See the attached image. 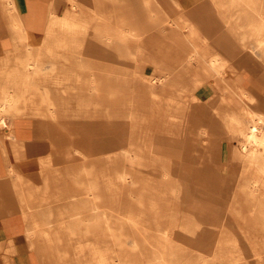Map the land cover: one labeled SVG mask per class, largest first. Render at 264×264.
<instances>
[{"label":"bare ground","instance_id":"1","mask_svg":"<svg viewBox=\"0 0 264 264\" xmlns=\"http://www.w3.org/2000/svg\"><path fill=\"white\" fill-rule=\"evenodd\" d=\"M64 1L68 3V10L62 14H55L56 7H61L63 1L48 0L46 15L41 18L34 16L32 9L30 15H23L22 0H1L0 2L12 42V48L0 52V127L6 125L7 119L22 115L33 117V135L36 144L29 145L27 148L33 150L37 157L33 155L29 160H26V167L31 169H58L63 166L70 154L81 153L79 149L70 144L63 148L54 146L52 149V145L48 143L50 135L58 142H60V136L54 131L50 134L44 123L45 114H40L35 107L41 102L50 103L47 93L44 90V93L41 92L42 83L39 82V77L46 72L42 70L45 61L52 63V68L49 71L56 69L59 74L64 76L67 74L73 78L72 81L77 83L82 78L75 72L78 68L75 63V52H77V56L79 53L87 55L86 63H92L91 57L96 54L94 51H90V47L85 50L89 46L91 33L93 37L102 38L104 43H114L115 41V43L122 44L123 49L125 48L124 42L128 38L133 37L140 40L139 35L133 34V31H136L133 25L140 22V19L137 18L139 13L130 12V18L124 20L123 27V20L118 23L120 14L113 13L110 6L105 7V12H102V8L97 6L96 13H94L95 8L93 10L95 16L88 18L83 15L84 8L82 6L84 5L80 1ZM95 1L98 4L100 0ZM101 2L107 4L106 0H101ZM156 2H159L158 5L161 9V13L157 17H166L164 21L169 25H174L177 29H179V25L188 26L189 32L185 36L189 40L197 39V43L191 44L193 52L187 56L175 50L171 43L158 41V39H154V36H148L143 41L146 44L144 46L156 49V55L162 59L168 58L175 65L190 63L189 61L194 58L204 60L207 67L201 69L209 77L210 84L213 83L212 93L214 96L212 95L211 99L205 98V92H207V96L211 94L207 91L208 88L203 87V92L198 90V86L203 83H201L200 75L197 72L186 82L183 81V72L186 74V68L184 71L174 69L173 72V68L156 63L157 65L155 64L152 70L157 75L154 74L147 82L152 100L148 101V104L143 101L145 106L146 104L150 106L153 113L151 115L143 114L140 119L144 124V136L155 137L158 134H165L175 137L179 125H182L180 130L181 135L185 138L184 150H188V138L193 136L195 142H200L203 134L217 138L216 151L218 145L221 146V137L225 140L235 139L239 143V146L235 147L230 146L231 143L228 142L227 163L225 161L228 171L222 174L225 177L224 185H219L217 190L213 187L204 189L205 197L216 199L215 203L208 207L224 208L220 224L226 226V229L222 231V237L212 246V250L208 253L209 258L202 257L203 254L200 252V249L205 246L204 244L199 241L194 244L192 247L197 249L198 257L193 259L190 264H248L249 260H252V264H264V0H206L199 6L205 11H209L213 7L217 11L218 17L199 15V7L195 11L190 4L180 0H172L169 5L157 0ZM168 7L172 12L182 8L187 9L188 14L185 16L187 18L181 19L178 16V18L171 19L167 11ZM77 9L78 12L75 11ZM135 15H137L136 18L132 19L131 17H135ZM222 23L227 25L228 33L235 43L229 42V37H213L215 26ZM40 26H43L42 34H35L27 30L29 27L34 29ZM248 43H252V45L249 46ZM138 47L134 50H138ZM124 50L123 55L130 54V51ZM61 52H63L62 55L66 53L65 58L69 64L65 62V65L58 67L55 64L58 62ZM104 57H106L105 54ZM152 61H155L154 58ZM98 65L96 66L94 63L95 71L88 75L87 86H97L95 82L97 81L99 88L107 86L109 90L108 85L102 84L101 77H95V73L101 75V61ZM89 68L90 66L86 64L84 69ZM122 71L120 80L125 81L126 74ZM58 83L62 82H57V85H60ZM158 85L162 92L170 91L172 94L167 96L163 94L162 97H158V95H162L161 92L157 91L158 94L156 92ZM208 86L207 82L206 87ZM121 88L122 82H119L116 87H113V90H121ZM184 93H187L185 95V97L188 96L187 99L183 97ZM39 95L41 97L37 100ZM77 101L80 105H97L98 107L102 105L101 99L97 97V100H93L86 93L79 94ZM26 103L31 104L35 110L29 114L21 112V105ZM99 109L102 110L97 108V110ZM75 111L83 112L84 110L74 109ZM49 115L52 118L57 116L53 113ZM128 118L132 120L136 117L130 113ZM198 118L199 122L204 120L206 125L200 130L195 124ZM187 122L189 123L187 124ZM148 126L153 128L154 135H149ZM76 127L83 136L87 132L90 133L96 141V146L101 147L108 154L107 158L117 154L119 149L116 147L118 134L109 132L105 127L100 130L98 122L93 121L79 122ZM210 145L208 143L199 145V149L193 154L194 160L198 157V152L203 150L208 157H211L214 143L212 142ZM147 150L154 160L169 158L166 152L156 151L154 147H147ZM221 151L223 152L222 148ZM128 153H130L129 149H123L124 155H128ZM217 154L220 155L216 152ZM218 163H221V158L217 157ZM87 174H89L88 170ZM126 175L125 172H122L117 175V178L126 180ZM97 183L96 179L81 181L79 183L80 191L83 189L86 195L84 196L86 199H83L84 204L82 203V206L74 204V192L71 209L68 208V211L64 212L58 210V218L54 220V225L31 226V230L27 233V237L29 236L27 240L29 246L35 248L37 254L35 258H31L33 263L79 264L76 256L86 248L93 249L92 256L96 258L92 257V262L96 264H108L110 252H115L113 264L131 263V260L119 255V252L111 247H120L122 244L121 234L115 228L108 233L105 232L109 239L102 241L101 245L99 244L100 239H97L96 242L79 240L78 245L74 246L76 251L73 253L74 257L70 256L68 250L61 251L62 236L68 248L69 239L72 236L77 235L80 230L87 232L92 227L91 224L99 223L98 218H101L102 214L97 212L98 206L95 204L86 205L90 201L89 196L96 189V185L98 186ZM213 193L220 195L216 198ZM94 195L93 193L92 196ZM61 198L62 194L59 193L54 199L60 201ZM66 215L73 219H66ZM106 218L108 220L107 216ZM125 220L132 226L138 223L131 213L127 214ZM206 223L208 226H197L196 222H188L186 225L176 226L172 230H179L186 239L194 241L199 238L198 240H201L202 237L198 233H207L211 230L212 222L206 221ZM105 229H110V226ZM157 230L161 234L156 237L162 241L152 243L151 246L152 249L159 252L154 254L157 257L149 258L145 264H171L170 258L165 256L174 254L172 252L177 245L166 244L167 230ZM178 248L180 247L178 246ZM11 252H15V250ZM174 259L176 260V258ZM4 264H12L11 259L4 258ZM175 264H179V262L176 261Z\"/></svg>","mask_w":264,"mask_h":264},{"label":"rangeland","instance_id":"2","mask_svg":"<svg viewBox=\"0 0 264 264\" xmlns=\"http://www.w3.org/2000/svg\"><path fill=\"white\" fill-rule=\"evenodd\" d=\"M78 1L83 3L81 0ZM106 3L107 4L101 2V0L98 4L95 0H85V5L82 6V8H84L83 15L90 18L95 16L94 13L97 11V6L102 8V12H105L106 6H110L114 11L113 13L120 14L121 17L118 16V23H120V20H123L124 27V20L130 18V12L139 13L140 15H138L137 18L140 19V22H136L133 25L135 29L132 26L131 28L136 30L133 31V34L139 35L140 40L139 38L137 40L133 37L128 38L124 42V49L130 51V54L123 55L124 49L122 44L115 43V41L114 43H104L102 38L93 37L91 33L89 37L90 42H88L89 46L85 48V50H88L90 47V51L96 53L91 57L92 63H86L88 60L87 55L79 53L77 56V52H75V63L78 65L75 72L79 74L82 79L77 83L76 81H58L62 82L58 83L60 84L58 86L66 83H70V86H72V89L67 92L64 90L62 91L60 88L59 95H72L74 109L84 110L83 112H73L72 128H66L65 115L67 114H57L60 120L58 121L59 128L57 130L60 136V142L54 139V143L63 148L67 135L68 138H72V146L81 151V153H73L71 161L65 162L60 168L67 166L73 169L75 174L74 179H79L82 182H86L89 179L98 180V186L96 185V189L89 196L90 201L85 204L97 205V212L102 214V216L100 215L101 218H98L99 223L91 224L90 226L92 227H90L89 231L84 232V230H80L77 235L72 236L71 239H69L70 245H68V248L62 236L60 241V244H62L61 251L68 250L70 256L74 257L73 253L76 252L74 246L78 245L79 240L96 242L97 239H100L99 244L101 245L102 241L109 239L105 232L108 233L111 229L113 230V228H115L121 234L122 244L120 247L111 246L112 249L116 252L118 251L119 255L125 256L124 258L131 260L130 264H145L149 258L157 257L154 254L159 251L152 249L151 245L157 241H162L156 237L161 234L157 230L160 229L168 231L166 244L177 245L172 252L174 254L165 256L170 258L171 264H175L176 261L179 262V264H190L193 259L198 257L196 255L198 253L197 249L192 247L198 241L205 245L200 249V252L203 254L202 257L209 258L210 256L208 253L212 250V246L222 237V231L226 229V226L220 224L222 222L221 214L224 208L208 207L209 205L212 206L216 199L205 197L204 189L213 187L217 190L219 189V185H224L225 177L222 174L228 171V167L225 166V161L227 163L226 151L228 149L227 145H229L228 142L231 143L230 146L233 145L235 147H238L239 143L235 139L225 140V138L221 137V146L218 145L216 151L217 138L203 134L201 135L202 138L200 142H195L193 136L188 138V150H184L185 138L181 135L180 130L182 125H179L175 137H169L165 134H158L155 137H150L144 136V124L140 120L143 114L151 115L153 113L150 106L147 105L148 101L152 100L151 94L148 92L147 82L154 74L157 75V73L152 70V67L156 63L161 66L173 68V72L174 69L184 71V68H186V74L183 72V81L185 80L186 82L197 72L200 75L199 79L201 83H203L198 86V90L203 92V87L206 89L208 88L207 91L211 94L207 96V92H205V98H213V83L210 84V81H208L209 77L205 75L201 69L202 67H207L204 60L194 58L192 61H189L190 63L175 65L171 63L168 58L162 59L160 56L156 55V49L153 50L151 47L144 46L146 44L143 42L148 36H154V39H158V41H165L167 44L171 43L175 50L187 56L193 52L191 44L194 42L197 43V39L195 40L192 38V40H189V38L185 36V34L189 32L187 29L188 26L184 27L183 25H179V29H177L174 25H169L164 21L166 17H157V15L161 13V9L158 5L159 2H156V0H106ZM94 8L95 11L93 13ZM75 11L78 12V9ZM167 11L171 19L178 18V16L181 19L187 18L183 16L181 10L172 12L167 8ZM59 14H62L61 11H59ZM136 16L137 15H135V17L132 16L131 18L135 19ZM228 32L227 25L222 23L213 31V37H229V42L235 43V40L231 38ZM237 43L239 42L237 41ZM248 45L250 46L252 43H248ZM137 46H139L138 50H134ZM62 53L63 52L60 53L57 60L58 62H56L58 67L65 65V62H67L65 58L66 53L65 55H62ZM104 54L106 57H104ZM153 58L155 61H152ZM99 61H101L102 71L101 75L95 73V77H101L100 80L102 84L105 83V85H108L110 87L109 90L107 86L102 87V89L99 88L97 81H95L97 86H87L88 75L95 71L94 63L96 66H99ZM113 61H115V63H113ZM86 64L90 66L89 69H84ZM48 67L50 66L44 63L42 65V70L49 71V69L45 70ZM105 69L106 73L104 72ZM55 71L57 72L56 69ZM121 71L126 74L127 79L125 81L120 80ZM103 77H105V79H103ZM119 82H122L121 90L114 91L113 87H116ZM124 82L125 84H123ZM207 82L209 85L208 87H206ZM159 86L160 85L157 86L156 92H161L162 95H158V97H162L163 94L166 96L172 94L170 91L162 92ZM81 87L83 89H80ZM81 93H86L88 97L93 100H97L98 97L101 99L102 105L99 107L97 105H80L77 99ZM185 95H187V93H184L183 96L187 99L188 96L185 97ZM65 96L63 97L64 100ZM143 101L147 103L146 106L143 104ZM62 103L65 104V102ZM97 108H101L102 110L99 109V111ZM130 113L136 118L130 120V118H128V114ZM85 120L88 122H98L100 130H103L105 127L109 132L118 134L116 147L119 149L115 156L113 155L107 158L108 154L104 149L96 146V141L90 133H85V136L79 133L76 124L78 125L79 122ZM196 120H198L197 123H195L197 129L200 130L206 126L204 120L200 122L199 118ZM188 123L189 122H187V124ZM148 129L149 135H152L153 128L148 126ZM212 142L214 143V148L212 149L213 155L208 157L203 150L200 153L198 152V157L194 160L193 154L199 149V145L202 146V144L208 143V145L211 146L210 143ZM150 146L154 147L156 151L166 152L169 158L154 160L149 150H147V147ZM123 149H129L130 153L124 155ZM216 152L220 155H216ZM217 157L221 158V163L217 164ZM87 170L89 174H87ZM122 172L127 174L126 180L117 178V175ZM77 175H79V177H77ZM79 187L80 185L76 184L75 194L73 193V202L75 205L80 204L79 206H82L84 204L83 199H86L84 196L86 195L83 189L81 191L77 190L81 189ZM93 193L95 194L94 196H92ZM213 194L216 198L220 195L219 193ZM69 199L70 197L68 196L66 201ZM151 204H153V207H151ZM130 213L133 218L137 220V225L134 224L132 226L131 223L125 220L127 214ZM68 218L73 219V217ZM206 221L212 222L211 230L207 233H198L199 236L202 237L201 240H198L199 238H196L194 241L186 239L185 235L179 230H172L173 228L175 229L176 226L186 225L188 222H196L197 226H208ZM49 225L52 226L54 224ZM107 226H110V229L106 230L105 228H107ZM178 246L180 248H178ZM92 251L93 249L88 250L86 248L80 252L79 255L76 256L79 260V264H96L92 262V257H94L92 256ZM114 255L115 252H110L108 254V264H113ZM174 258H176V260ZM251 261L252 260H249L248 264H252Z\"/></svg>","mask_w":264,"mask_h":264},{"label":"crops","instance_id":"3","mask_svg":"<svg viewBox=\"0 0 264 264\" xmlns=\"http://www.w3.org/2000/svg\"><path fill=\"white\" fill-rule=\"evenodd\" d=\"M22 1L21 8L23 15H30L32 9L34 16L45 17L48 0ZM81 1L85 5V0ZM160 1L163 3L167 2L166 4L168 5L172 2V0ZM180 1L190 4L191 8L195 11L200 8L199 15L218 17V13L213 7L209 11H205L199 7L206 0ZM62 3L64 4L61 7H56L55 14H59V11L63 13L68 10V3L66 1ZM169 10L171 9L169 8ZM179 10H181L183 16L188 14V10L185 8ZM27 30L35 34H42L44 32L43 26L34 29L29 27ZM10 48H12L11 34L5 24L0 3V52ZM45 64L50 66L45 70L52 68L51 62H45ZM67 64L69 63L67 62ZM59 80L72 81L73 78L67 74L65 76L59 74L55 70L46 71L39 77V82L42 83L41 92L44 93L45 91L47 93L46 95L50 103L41 102L35 105V107L40 114H45L44 123L50 134L53 131L55 134L57 133L59 128L58 121L60 120L58 119V115L52 118L49 114H67L65 115L66 128H71L73 122L74 104L72 95H59L60 88L62 91L67 92L72 89V86H70V83L64 84L65 86H58L57 82ZM40 97L39 95L37 100ZM62 102H65V104ZM21 106V112L24 114H29L35 110L29 103ZM5 123L6 125L0 127V264H4V258H10L12 264H35L31 261V258H35L37 254L35 248L29 246L27 240L29 236L27 237V233L33 225L54 224V220L58 218V210L64 212L65 210L68 211V208L71 209L73 205L71 202L72 195L76 191V184L78 185L81 181L74 179V170L71 168H27L26 160H29L33 155L36 156L33 150H28L27 148L29 145L36 144L33 135L34 119L31 116L22 115L7 119ZM54 139L51 135L48 137V143L52 145V149L54 146H57L54 143ZM67 144L72 146V138H68L66 135L65 145ZM71 158L72 154H70L66 162L71 161ZM37 187L38 189H36ZM77 190L80 191V189ZM59 193L62 194L60 201L54 199ZM68 196L70 199L66 201ZM12 250H15V252H11Z\"/></svg>","mask_w":264,"mask_h":264}]
</instances>
